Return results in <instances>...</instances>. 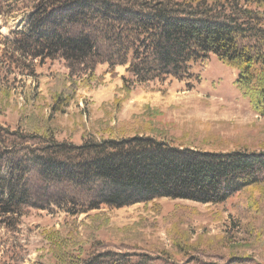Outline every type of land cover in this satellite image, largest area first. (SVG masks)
<instances>
[{
    "label": "trees",
    "instance_id": "1",
    "mask_svg": "<svg viewBox=\"0 0 264 264\" xmlns=\"http://www.w3.org/2000/svg\"><path fill=\"white\" fill-rule=\"evenodd\" d=\"M263 4L0 0V18L12 23L0 43H10L6 55L28 69L34 60H63L70 86L74 74H90L98 63L126 65L137 82L171 78L188 84L199 80L193 65L213 56L236 69V88L264 117ZM66 95L60 92L50 113L68 103ZM24 124H0V228L6 231H15L30 210L75 217L162 198L223 203L258 184L264 172V152H213L147 133L89 136L74 144ZM46 240L47 264H153L147 254L105 250L100 242L84 249L75 236L59 231Z\"/></svg>",
    "mask_w": 264,
    "mask_h": 264
},
{
    "label": "rangeland",
    "instance_id": "2",
    "mask_svg": "<svg viewBox=\"0 0 264 264\" xmlns=\"http://www.w3.org/2000/svg\"><path fill=\"white\" fill-rule=\"evenodd\" d=\"M0 26L4 36L12 23L0 18ZM6 53L10 43H0L2 125L15 128L22 120L26 130L49 129L56 140L74 144L147 133L213 152H264V117L236 88V69L213 56L193 65L199 80L188 84L137 82L126 65L98 63L90 74H74L70 86L63 60H34L28 69ZM62 91L71 99L50 113ZM261 179L218 204L162 198L75 217L30 210L15 231L0 228V264H47L51 231L75 236L84 249L100 242L105 250L144 253L153 264H264V172Z\"/></svg>",
    "mask_w": 264,
    "mask_h": 264
}]
</instances>
